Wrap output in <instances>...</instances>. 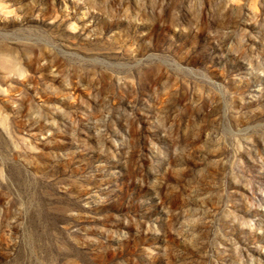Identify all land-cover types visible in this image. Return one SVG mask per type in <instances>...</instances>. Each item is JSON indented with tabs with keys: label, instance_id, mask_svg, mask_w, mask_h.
<instances>
[{
	"label": "rangeland",
	"instance_id": "obj_1",
	"mask_svg": "<svg viewBox=\"0 0 264 264\" xmlns=\"http://www.w3.org/2000/svg\"><path fill=\"white\" fill-rule=\"evenodd\" d=\"M0 264H264V0H0Z\"/></svg>",
	"mask_w": 264,
	"mask_h": 264
}]
</instances>
